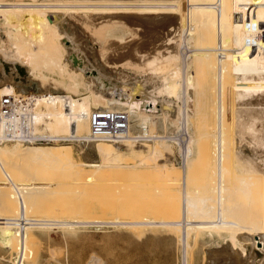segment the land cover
Instances as JSON below:
<instances>
[{
  "label": "bare ground",
  "instance_id": "obj_1",
  "mask_svg": "<svg viewBox=\"0 0 264 264\" xmlns=\"http://www.w3.org/2000/svg\"><path fill=\"white\" fill-rule=\"evenodd\" d=\"M9 43L30 66L14 62L10 90ZM38 43L45 55L34 53ZM36 68L49 72L55 91L31 86ZM0 78V152L9 144L14 151L38 153L71 150L64 142L72 140L107 147L108 141L132 147L141 141L149 149L144 159L160 161L148 167L162 177L163 215L181 221L180 263H190L195 231L208 247L230 252L234 260L224 264H244L241 258L264 264V0H0ZM91 112L105 124H91ZM58 141L64 142L48 144ZM172 153L176 164L169 161ZM142 162L110 166L130 167L125 180L138 185ZM1 177L0 186L14 184ZM75 178L65 175L45 187L52 195L73 194ZM68 213L56 221L0 216V244H29L13 243L15 228L58 229L57 221L65 220L61 229H74L72 222L80 220ZM176 219L168 225L174 227Z\"/></svg>",
  "mask_w": 264,
  "mask_h": 264
},
{
  "label": "rangeland",
  "instance_id": "obj_2",
  "mask_svg": "<svg viewBox=\"0 0 264 264\" xmlns=\"http://www.w3.org/2000/svg\"><path fill=\"white\" fill-rule=\"evenodd\" d=\"M38 46H40L41 49H34V53H41V56L45 55L46 51L43 48V44L38 43ZM23 54L24 53L16 55L15 43H9L8 52L6 53L7 67L9 70L5 76L8 80L9 86L7 88L9 90L14 82L13 79L16 77V73L14 71L12 72L14 62L16 61L21 63V65L23 64L24 66L30 68L25 59L27 56ZM36 69L38 71L34 70L38 73L36 74L34 71L35 74L33 72V77L30 78L33 82L31 86L35 88L38 86L37 92L55 91L54 89L56 87V83L53 82V79H50L52 77L47 76V73L49 72L44 69V71L40 73L43 68ZM45 72L47 73L45 74ZM2 82H4V79L0 78V84ZM39 85L42 87L39 88ZM31 86H28V89L27 87L23 89L25 94H28L27 92L30 91L29 89H32ZM60 88L64 89L62 86H60ZM227 100L228 97H225L224 101ZM234 103L233 104L236 105L237 102ZM63 142L64 141L49 142L48 144ZM64 143H70L71 150L57 149L38 153H26L21 150L14 151V144H9L8 151L0 152V170H2L0 172L3 173V175L1 174L3 177V180L1 181H11V177L13 178L12 181L14 183L12 185L13 187L9 186L12 182L7 183V186L5 185L7 189L3 186V183V185L1 184L0 186V189L2 190V193H0V216L1 218L4 216L1 220H4L7 216L9 218L6 219H10V216H13L14 218L15 216H19L24 218L22 220H31L33 217L35 220L40 219L42 221L43 219L47 220L48 217H52L51 219L60 218L61 216L65 217L66 215L64 213L69 212L75 214L70 215L68 213L70 216H75L74 220H77L78 218L80 221L90 222L91 220L92 222V220L94 221L95 219V221H97L98 219L100 221L107 222V224H103L104 226L100 225L101 227H97V229L94 227L95 224H86V226L80 221L79 223H77L78 221H73L72 223L75 222V225L77 223V225L79 224L81 226L76 225V227H74L75 225H73L74 229H71V226L66 230H62V225H65L66 221L63 220V222H60L61 220L59 219L60 221L57 222L61 223V226L58 225L60 228L56 226L58 229L52 226H49L50 229L47 227V230L40 229L38 226V229L35 228L36 226L33 228L32 226H28L30 229L25 227V230L20 228L16 230L15 228V231H18L19 229L21 230L19 233L13 231V226L7 225L5 228L9 229L11 227L12 230H10L13 231L11 232V234H13V243L16 242L18 244V242L23 240H27V242L30 240V242L25 246L23 245L24 248L21 245L22 243L18 244V246L21 245L19 248L15 243L14 245L16 247L13 246L12 249L10 247L12 245L8 246L10 249H6V247L0 244L2 247H0V264H11L14 259H16L19 264H58L59 262L63 264H89L90 262H96L93 260L97 257L102 260V264L184 263L183 260L180 263L183 256L180 255L182 252L181 249L179 250L180 246H178V243H180L179 235L182 231L181 221L180 219H176L174 217H168L171 220L176 219L177 223L174 227H170L168 225L169 222H167L168 219L163 215L166 214V212L162 211V208L164 207L161 208V204H163L162 200L164 199L162 198V195H165L163 193L164 190H162V186H160L161 183H159L161 180H157L162 177L158 169H151L150 171V167H148L151 166L154 168V164L158 165L160 164V161L144 159L148 156L149 151L145 144L141 141H135V144L132 147L125 142L113 143L108 141L107 143L109 147H107L98 145L95 146L96 142L94 143L89 141L85 142L72 140L65 141ZM42 145H45V143ZM129 147H131V149ZM137 148L139 150H137ZM172 156L173 157L169 158V161L176 164V154L172 153ZM139 161L143 162L141 163L142 167H140L139 171L141 174L137 172V175L139 174L140 177L139 175L137 177L135 176V179H138L139 177L137 180L138 185H134L132 181L125 180L126 175L130 171V167L129 169H127L128 167H118L116 168L117 170L114 168L113 170L110 166L111 163L132 165ZM51 164L53 165L50 166ZM146 167H148L149 170ZM142 169H146L147 172L150 171V173H146V171H143ZM114 171L117 172L113 173ZM11 172L12 174L10 176L9 174ZM113 174L118 176L115 178V175L113 176ZM65 175H74L76 177L74 179L76 184L74 186L75 190L73 191V194L70 192V195L63 193L59 195H52L50 193L52 190L49 192V190H47L48 187L46 188L45 186H47L48 183L51 184L52 181L64 177ZM143 178H148V180L144 179L146 183H143ZM140 180L142 181V184L140 183ZM131 184H133V187H131ZM18 185L22 188L20 189ZM8 187L11 194L7 193L9 192ZM3 191L5 194H3ZM134 191L135 194H133ZM7 196L10 197L8 198L9 200L6 199ZM29 201L33 203L29 204ZM160 201H162V203L159 205ZM17 202H20L21 204H17ZM22 202H25L26 204H22ZM35 202L37 204H34ZM39 207L40 209H38ZM137 209H139V213H137V215L133 214V211H137ZM167 216H169V214ZM13 217H11V219H13ZM66 217L63 219H66ZM73 217L71 219H73ZM163 217L167 220L164 221ZM56 220L57 219L54 221ZM68 221L69 220H67V222ZM150 221H153L154 223L152 226L142 225ZM2 229L0 228V230ZM174 230H178L179 232ZM63 231L66 235H64ZM175 232H178V234ZM190 234L191 256L189 264H224L223 261L234 260V258L229 254L230 252H225V254L223 252L221 253L215 251V249H212L210 245V247H208V244L204 241L206 238L203 236L201 237L198 232L192 231ZM14 237H16L15 239L17 241H14ZM26 247L29 249L32 247L31 249H34V252L32 251V253L35 254L33 257V254L30 253L31 249L24 251ZM17 248H22V255H20L21 252H19L20 250ZM35 250L37 251L35 252ZM14 252L20 254L17 255ZM26 255L27 257L31 256L29 258H32L30 259L32 262L29 259L26 260L22 257H26ZM181 256L182 258H180ZM24 259L25 261L29 260L30 262H25ZM91 259L92 261H90ZM238 260H240V262H244V264H250L252 261L251 258H249V260L245 259L244 261L242 258ZM99 262L97 261L96 263L99 264Z\"/></svg>",
  "mask_w": 264,
  "mask_h": 264
},
{
  "label": "built area",
  "instance_id": "obj_3",
  "mask_svg": "<svg viewBox=\"0 0 264 264\" xmlns=\"http://www.w3.org/2000/svg\"><path fill=\"white\" fill-rule=\"evenodd\" d=\"M94 121H96L97 123L102 122L103 124H105L104 120H96L95 116L91 112V114H90V122H91V124L94 123ZM91 133H92V131H91ZM43 134H47V133H43ZM33 140H35V139H33Z\"/></svg>",
  "mask_w": 264,
  "mask_h": 264
}]
</instances>
